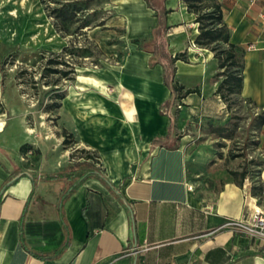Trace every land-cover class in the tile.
I'll return each instance as SVG.
<instances>
[{"label":"crops","instance_id":"0c3cea01","mask_svg":"<svg viewBox=\"0 0 264 264\" xmlns=\"http://www.w3.org/2000/svg\"><path fill=\"white\" fill-rule=\"evenodd\" d=\"M167 7L169 51H187L189 58L176 61L177 77L195 89L182 98L172 133L166 136L170 119L160 112L171 95L163 67H151V52L132 42L156 26L154 10L146 0H105V24L85 33L104 53L103 66L85 67L84 81L76 75L77 87L65 90L57 116L74 144L98 155L110 185L88 177L66 200L71 239L55 257L66 238L59 196L50 211L37 194L45 180L34 190L29 176L8 186L0 202V264H264V242L227 224L264 207V158L216 153L195 137L223 112L209 68L214 52L193 45L199 24L183 0H167ZM222 8L231 41L245 48L240 95L264 106V0H222ZM6 90L0 68V98L8 107L0 112V136L12 114ZM245 164L240 184L234 172ZM22 171L37 170L0 142V191ZM45 182L60 183L59 195L65 189L62 182Z\"/></svg>","mask_w":264,"mask_h":264},{"label":"trees","instance_id":"16d2710c","mask_svg":"<svg viewBox=\"0 0 264 264\" xmlns=\"http://www.w3.org/2000/svg\"><path fill=\"white\" fill-rule=\"evenodd\" d=\"M95 0H52L55 6L47 5L48 14L52 17L53 24L58 31L63 35H79L86 33V29L105 24V17H99L98 5ZM190 12L196 15V22L199 24V34L195 38V43L214 52V58L218 60V68L220 69L214 74L215 81H219L216 92L223 99L228 96L240 95L243 79H244V54L245 48L231 41V31L224 19L222 8V0H183ZM149 7L154 10L157 17V24L152 31L141 38L132 39V42L137 44L138 48L151 52L150 66L161 64L163 67L164 83L170 88L171 95L160 106V112L169 116L170 124L166 136H170L178 117L179 107L177 102H180L187 94L195 91L193 88H186L180 83L176 74V61L182 59L188 61V52L183 51L173 55L169 51L168 32L170 25L168 23V14L172 11L167 7V0H146ZM87 39V37H85ZM88 42V39L86 40ZM78 40H71L70 44L65 46L61 52L50 51L48 55L43 52H26L17 50L9 53L3 60H0V68L2 72V91L6 90V68L5 65L11 58L12 62H26L40 58L43 60V71L38 79L34 72L31 73V84L40 88L39 85L49 86L47 101H45L44 111L48 113L57 112L61 106V99L64 98L65 92L63 84L67 80H73L77 75V67L82 65L85 56H91L94 52L91 45L86 47L80 46ZM5 48H3L4 50ZM35 62V61H34ZM27 69L23 67L17 73L18 78L25 76ZM222 78V79H220ZM252 102L251 99H246ZM43 104V103H42ZM254 104V103H253ZM259 122L257 128L260 129L264 125V106L259 107ZM8 110L5 97L0 98V112ZM58 118V116H56ZM219 135L226 139H231L234 134V129L229 126L219 127ZM66 144L73 143V135L66 129L63 130ZM157 136L153 140V145L157 144ZM180 135L177 136V139ZM178 144L168 147H177ZM80 148V147H79ZM82 155L62 168L57 172L41 173L37 171H22L15 178H10L4 185L3 191H0V202L3 192L8 186L15 183L22 176H29L33 181V190L37 186V180L59 181L65 186V189L59 195L58 211L66 230V238L64 243L51 255L58 256L69 245L71 239V230L68 226L64 215V203L88 177H98L107 185H110L107 177L102 172L98 165V155L87 148L78 149ZM233 157L244 156L247 158V153L233 154ZM248 172L247 164L243 166L242 171L234 172L240 174L239 183L242 184Z\"/></svg>","mask_w":264,"mask_h":264},{"label":"rangeland","instance_id":"374dc122","mask_svg":"<svg viewBox=\"0 0 264 264\" xmlns=\"http://www.w3.org/2000/svg\"><path fill=\"white\" fill-rule=\"evenodd\" d=\"M104 1H94L98 5L99 17L107 15ZM47 5L55 6L56 3L52 0H24V2L0 0V55L5 48V53L0 60L17 50L43 52L48 55L50 51L61 52L74 39L85 43L86 36L84 34L73 36L60 33L53 24L52 17L48 14ZM25 18L27 21L22 22ZM19 25L22 27L20 28ZM92 48L93 54L86 60L84 58L82 65L77 67L79 80L85 79L80 77V75L85 76L83 74L85 67L103 66L100 58L104 57V53H100L95 46ZM11 58H8L9 61L5 65L7 72L5 81H7L6 94L12 114L9 116L7 127L0 136V142L10 148L25 167L38 172L57 171L77 160L82 155L78 149L82 147L79 148L77 144L73 143L66 144L61 137L63 129L61 120L56 118L57 112L44 111L45 101L49 96L47 93L49 86L39 85L40 88H36L30 82L32 72L36 79L39 78L43 71V60L35 58L26 62L18 60L12 62ZM217 64L218 60L215 59L209 66L211 70H214V73L220 70ZM23 67L27 69V72L20 79L17 77V73ZM77 84L76 79L67 80L62 87L65 92V90L77 87ZM222 105L223 112H220L211 121H206L207 123L200 130L194 132L195 137L207 140L206 147L216 153L229 155L247 153L248 158L255 157L260 153V157L264 158L261 155L264 153V137L262 129L257 128L259 107L248 102L241 95L222 98ZM223 126L234 129L231 139L219 135L218 128ZM254 172L255 170H253V174H256ZM259 177L257 179L260 180ZM59 193L60 183L38 181L37 194L42 197L45 203L49 204L50 211L55 207ZM259 201L264 204V195L259 198Z\"/></svg>","mask_w":264,"mask_h":264},{"label":"built area","instance_id":"2783aa9c","mask_svg":"<svg viewBox=\"0 0 264 264\" xmlns=\"http://www.w3.org/2000/svg\"><path fill=\"white\" fill-rule=\"evenodd\" d=\"M85 39V43L80 41V46H87L88 42ZM196 46V43H193ZM89 56H85V60ZM97 67V65H95ZM178 107L181 108V101L178 102ZM228 225L235 227L236 229L241 230L250 238L256 239L261 243L264 242V207L256 206L246 218L234 219L230 218L227 222Z\"/></svg>","mask_w":264,"mask_h":264},{"label":"bare ground","instance_id":"6f19581e","mask_svg":"<svg viewBox=\"0 0 264 264\" xmlns=\"http://www.w3.org/2000/svg\"><path fill=\"white\" fill-rule=\"evenodd\" d=\"M28 1V0H27ZM20 2H24V0H20ZM28 5H29V2H28ZM26 6V5H25ZM32 6V5H31ZM28 7V6H27ZM29 8V7H28ZM16 12H17V10H16ZM27 12V11H26ZM18 13V12H17ZM18 15V14H17ZM20 15H22V14H20ZM19 15V16H20ZM27 16V15H26ZM29 16V15H28ZM16 17H18V16H16ZM15 19V18H14ZM18 19V18H17ZM22 20V19H21ZM27 21V19L25 18L22 22H24V21ZM11 21V20H10ZM19 21H20V18H19ZM40 22V21H39ZM14 23V22H13ZM28 23V22H27ZM25 24V23H24ZM15 26H16V24H15ZM20 26V25H19ZM24 26V25H23ZM22 26H20V28H21ZM27 27H28V25H27ZM17 28H19V27H17ZM19 28V30L21 31V29ZM25 33V32H24ZM39 33V32H38ZM16 34H18V33H16ZM31 34V33H30ZM47 36V35H46ZM34 37V36H33ZM50 39V38H49ZM43 45V44H42ZM45 45V44H44ZM80 77L81 78H83V76L82 75H80Z\"/></svg>","mask_w":264,"mask_h":264}]
</instances>
